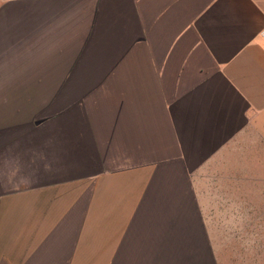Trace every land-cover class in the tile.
I'll return each instance as SVG.
<instances>
[{"label":"crops","instance_id":"crops-1","mask_svg":"<svg viewBox=\"0 0 264 264\" xmlns=\"http://www.w3.org/2000/svg\"><path fill=\"white\" fill-rule=\"evenodd\" d=\"M0 264H264V0H0Z\"/></svg>","mask_w":264,"mask_h":264}]
</instances>
